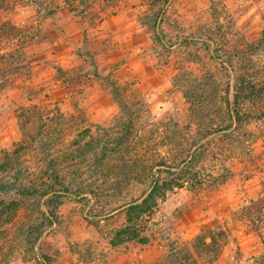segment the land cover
<instances>
[{
    "label": "rangeland",
    "instance_id": "1",
    "mask_svg": "<svg viewBox=\"0 0 264 264\" xmlns=\"http://www.w3.org/2000/svg\"><path fill=\"white\" fill-rule=\"evenodd\" d=\"M4 22L28 37L23 45L0 43V55L19 49L23 56L0 90V153L20 141L17 112L32 104L59 107L74 123L68 141L86 128L102 141L116 136L125 116L113 82L136 122L127 157L165 164L139 171L116 192L105 189L94 210L92 201L67 195L34 252L11 264H40L41 255L50 264H154L175 245L188 247L196 264H264V97L244 105L242 131L231 140L216 136L217 146L188 176L169 167L175 150L168 140L196 130L181 86L216 81L224 98L229 83L231 99L240 74L264 80V0H118L93 24L79 23L65 6L50 15L16 5L0 11ZM158 177L156 204L141 211ZM138 215L140 239L125 240L128 220ZM202 235L217 247L199 255Z\"/></svg>",
    "mask_w": 264,
    "mask_h": 264
},
{
    "label": "trees",
    "instance_id": "2",
    "mask_svg": "<svg viewBox=\"0 0 264 264\" xmlns=\"http://www.w3.org/2000/svg\"><path fill=\"white\" fill-rule=\"evenodd\" d=\"M117 2L118 0H0V11L12 9L16 5H31L40 13L52 15L61 6H65L79 23L93 24L109 9L114 8ZM27 37L21 29L9 22L0 24V43L15 38L23 45ZM22 58L19 49L0 55V90L5 89L10 75L17 74L20 68L17 63ZM223 64L225 63L222 66ZM226 65L236 73L233 62L229 61ZM58 71L62 73L61 69ZM108 83L125 117L120 124L119 133L107 141L93 136L88 128L77 132L68 141L69 130L74 123L56 105L32 104L17 112L20 141L12 150L0 153V264H11L18 256L25 257L34 252L43 234L58 221V209L67 195L82 197L88 203L92 201L90 208L94 210L105 189L116 192L123 184L131 183L140 174L139 171L165 166L164 162L156 161L144 166L127 157L131 143L135 140L136 122L119 88L113 82ZM218 87L216 81H195L192 88L180 87L190 104V120L196 130L192 135L186 133L181 136L180 132L175 131L168 136L169 143L175 150L169 167L179 169L184 175L188 176L196 170L212 148L217 146L216 136L228 138L231 133L241 132L246 122L244 105L260 101L264 97V80L259 82L242 74L233 84L234 94L231 99L229 83L226 84L224 98L217 96ZM223 150L226 151V147ZM98 175L100 179L97 178ZM160 181L159 177L151 178L152 190L137 206L141 211L145 212L152 204H156ZM123 204L110 211L124 207ZM141 217L142 215L135 218L132 216L128 220V227L123 234L125 240L140 239L137 226ZM116 237L118 241L122 239L120 234ZM207 238V235H202L198 238L199 243L195 244L199 255L208 254L217 247L213 236H210V242H207ZM196 262L197 257L188 247L175 245L164 259L154 264ZM40 264H50L49 258L41 255Z\"/></svg>",
    "mask_w": 264,
    "mask_h": 264
}]
</instances>
